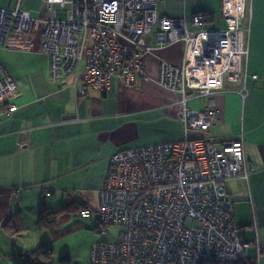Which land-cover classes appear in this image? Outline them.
<instances>
[{
  "label": "built area",
  "instance_id": "1",
  "mask_svg": "<svg viewBox=\"0 0 264 264\" xmlns=\"http://www.w3.org/2000/svg\"><path fill=\"white\" fill-rule=\"evenodd\" d=\"M49 17L38 20L17 0L13 9L0 8V46L14 38L33 40L40 31L41 50L49 59V74L59 83L74 77L105 92L114 80L130 88L148 81L145 57L157 47L178 41L186 46L184 64L162 63L157 82L179 97L181 139L127 148L113 153L98 206L88 205L82 216L95 217L101 234L120 226L116 243H95L89 264H200L251 261L254 242L234 223L226 182L249 180L255 166L244 144H216L190 132L214 130L218 113L212 103L203 112L188 107L191 98L222 90L224 81L256 80L243 68L246 8L230 10L224 3L226 29L204 30V14L192 17L191 30L183 19L158 16L160 0H43ZM226 2V1H225ZM65 12L64 19H57ZM83 93V92H82ZM20 84L0 64V116L17 110ZM46 196H50L47 192ZM257 244V242H256ZM258 246V245H257Z\"/></svg>",
  "mask_w": 264,
  "mask_h": 264
},
{
  "label": "crops",
  "instance_id": "2",
  "mask_svg": "<svg viewBox=\"0 0 264 264\" xmlns=\"http://www.w3.org/2000/svg\"><path fill=\"white\" fill-rule=\"evenodd\" d=\"M16 2L0 0V8L13 9ZM224 3L160 0L158 16L183 19L195 30L192 17L202 13L206 19L204 30L223 31ZM244 6L248 53L243 68L258 78H248L245 90L243 83L225 80L222 90L191 98L187 105L203 112L212 103L219 116L214 130L190 132L192 137H208L219 145L241 141L246 159L255 166L249 180H229L226 188L232 203L245 206L250 224L239 228L245 231L248 241L254 242L250 260L255 261L259 247V264H264V0H244ZM22 7L38 20L49 17L43 0H22ZM146 42L153 48L145 57L150 79L135 88L114 80L105 92L81 81L75 85L74 77L53 82L49 59L41 50L40 31L31 41L14 38L0 46V64L20 84L18 110L9 118L0 116V240L4 247L7 243L10 246V235L2 228L8 217L19 216V238L29 226L39 224L42 204H64L71 197L93 208L113 153L182 138L179 97L160 86L157 77L162 63L184 64L185 43L157 47L152 34ZM46 192L50 196L46 197ZM6 254L19 264L13 252Z\"/></svg>",
  "mask_w": 264,
  "mask_h": 264
},
{
  "label": "rangeland",
  "instance_id": "3",
  "mask_svg": "<svg viewBox=\"0 0 264 264\" xmlns=\"http://www.w3.org/2000/svg\"><path fill=\"white\" fill-rule=\"evenodd\" d=\"M65 17V12H58L57 19H64ZM69 200L74 201L75 198L70 197ZM67 204V202L64 204L54 202L50 203L49 206L46 205L50 208L49 212L53 213L49 219L43 220L39 224L36 223L34 227L29 226L19 238L8 236L10 246L7 243V247H4L1 239L0 254L4 255L0 256V264H14L13 256L6 254L10 251L34 250L45 242H50L53 245L52 264H59V258L64 255L69 257L70 264H89L93 244L116 243L118 241L120 232L124 230L123 227L109 226L107 232L101 234L95 217L86 218L82 216V206L61 211ZM79 204L82 205L81 202ZM97 206L98 198H95L93 209ZM232 207L236 227L248 226L250 223L245 206L240 203H232ZM251 255L252 249H249L247 258L250 259Z\"/></svg>",
  "mask_w": 264,
  "mask_h": 264
},
{
  "label": "trees",
  "instance_id": "4",
  "mask_svg": "<svg viewBox=\"0 0 264 264\" xmlns=\"http://www.w3.org/2000/svg\"><path fill=\"white\" fill-rule=\"evenodd\" d=\"M47 193V192H46ZM45 193V195H46ZM50 194V192H48ZM48 197V196H46ZM66 207L62 208L64 211L68 208H78L82 206L83 209L86 207L85 204L80 205L75 201L69 200ZM49 209L45 205H40L38 211V221L48 220L49 216L52 215ZM18 215L8 217L3 223L2 228L6 233L10 235L11 238H15L22 232V223ZM17 251V252H16ZM13 252L15 258L18 259L19 264H52V251L53 245L50 242L42 243L38 248L31 251L16 250ZM59 264H70V259L68 256L64 255L59 258ZM200 264H250L244 260H237L235 262L223 263L215 260L202 261Z\"/></svg>",
  "mask_w": 264,
  "mask_h": 264
},
{
  "label": "bare ground",
  "instance_id": "5",
  "mask_svg": "<svg viewBox=\"0 0 264 264\" xmlns=\"http://www.w3.org/2000/svg\"><path fill=\"white\" fill-rule=\"evenodd\" d=\"M226 7H228L230 10L235 9L237 11L242 10L244 6V0H225Z\"/></svg>",
  "mask_w": 264,
  "mask_h": 264
}]
</instances>
